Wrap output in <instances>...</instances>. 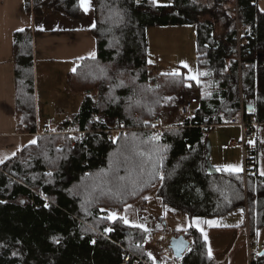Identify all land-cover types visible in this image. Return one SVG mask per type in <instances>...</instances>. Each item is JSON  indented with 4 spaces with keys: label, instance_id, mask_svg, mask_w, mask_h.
I'll use <instances>...</instances> for the list:
<instances>
[{
    "label": "trees",
    "instance_id": "obj_1",
    "mask_svg": "<svg viewBox=\"0 0 264 264\" xmlns=\"http://www.w3.org/2000/svg\"><path fill=\"white\" fill-rule=\"evenodd\" d=\"M228 13L240 10L249 32L246 55L253 69L238 78L236 30L223 33L207 0H93L92 33L97 56L82 59L67 77V89L82 95L72 138L64 121L0 164V264H160L143 245L150 234L124 218H112L130 205L146 204L156 194L166 208L189 220L248 210L250 234L264 243V177L258 149L252 146L250 174L212 172L207 134L244 105L246 116L264 123V11L259 0H227ZM236 3V6H235ZM28 13L48 12L86 20L81 0H25ZM212 14V13H211ZM194 25L199 78L160 72L149 62L150 28ZM32 28L13 35L17 131L38 130ZM242 89V91H241ZM197 99L195 116L178 119L180 106ZM248 105L254 110L248 111ZM105 113L108 121H93ZM163 118L160 136L144 121ZM168 117V118H166ZM125 122L128 133L116 141L105 130ZM192 241L179 264H213L202 231L176 229ZM129 258L126 263L125 259ZM141 261L140 263H138ZM252 264H264V252Z\"/></svg>",
    "mask_w": 264,
    "mask_h": 264
},
{
    "label": "crops",
    "instance_id": "obj_2",
    "mask_svg": "<svg viewBox=\"0 0 264 264\" xmlns=\"http://www.w3.org/2000/svg\"><path fill=\"white\" fill-rule=\"evenodd\" d=\"M210 4L212 6L211 19L216 21L214 14L219 5L222 8L223 16H228L227 13L231 4L227 0H213ZM87 5L86 20L75 21L54 12H48L37 18L26 11L25 0H0V164L17 156L25 146L33 143H30L32 136L35 137L34 134H20L17 131L15 66L13 62L14 33L27 28L39 31V34L34 38L38 130L45 127L41 123L42 119H44L45 124H61L67 118H73L79 113L82 104L79 94L72 93L67 89L68 75L75 71L82 59L97 56V41L92 33L95 22L93 0H87ZM258 6L260 10L264 11V0H259ZM221 24L223 25L221 32H224L227 21H221ZM177 28L182 30L187 27L170 26L148 29L149 56L152 51L149 46V39L150 35L156 32L154 30H167L166 32L171 33L176 32L174 30ZM188 28H191L187 29V33L190 34L188 37L192 48V44L196 40V29L193 26H188ZM40 87L48 93L44 106L52 104L51 95L55 90L66 92L65 95L68 94L71 98L65 101L60 100L63 107L58 108L57 113H54L55 115H50L51 108L45 112L42 111ZM59 116L62 118L57 120ZM227 123L219 126H230ZM230 127L237 128V126ZM236 137L231 139L228 137L232 142L231 148L233 149L225 148L228 147L227 144L223 146L222 154L224 157L219 164L220 171L243 172L240 171L242 168V147L238 145V138ZM253 140L255 141L251 143L252 146L258 149L259 172L264 177V124L257 129ZM207 145L209 162H211V154L217 155L218 151L209 142ZM151 199L158 198L155 194ZM201 220H203L202 228H196L203 233L213 264H248L245 210H235L223 217L207 220L201 218ZM176 229L187 228H173L172 230Z\"/></svg>",
    "mask_w": 264,
    "mask_h": 264
},
{
    "label": "rangeland",
    "instance_id": "obj_3",
    "mask_svg": "<svg viewBox=\"0 0 264 264\" xmlns=\"http://www.w3.org/2000/svg\"><path fill=\"white\" fill-rule=\"evenodd\" d=\"M173 1L174 0H156L155 2L159 5H169ZM207 1L209 2V7H211L210 2H213V0H207ZM216 10L217 11L215 12L214 16L216 18V22L218 21L217 29L219 34L223 33L221 32L223 26L221 24V21L226 20L227 23L234 22L233 24L235 25L236 14H239V20L240 21L242 20L243 22L240 10L238 11V13H235L234 17L230 13H227L228 16L224 17L220 5L217 7ZM206 13L207 14H204V17L209 18L211 12L207 11ZM188 26H193L195 28L194 25L177 26V27H187V28L182 30L181 29L179 30L177 28L176 30H174L176 32H171V33L166 32L167 30H161V29L154 30L156 32L151 34L149 39L150 42L149 46L150 49H152L151 54L149 56V62L154 64L155 67L160 72H165V73L176 74L181 72L182 69H185L187 78L189 80L197 81V79L199 78V70H198L197 58H196V40L192 44V48H191L188 37V35L190 34L187 33V29H191V28H188ZM156 62H158L157 65ZM185 65H187V67H185ZM193 76H195L196 78L192 79L191 77ZM47 94L48 93L43 89H41L40 87V105L41 108L43 109L42 111L45 112L46 110L51 108L50 109L51 111L49 113L50 115L57 113V109L63 107L60 104V100L65 101L71 98L70 95L68 94L65 95L66 92L55 90V92H53V94L51 95L52 104L50 106H46V105L44 106ZM79 96L81 97L82 100L83 99L82 95L79 94ZM60 118L62 117L60 116L57 117V120H59ZM177 118L179 119V115L177 116ZM67 119L65 120L66 122ZM41 123L43 126H45L42 129L37 130L41 133V135L46 134L47 131L49 132V134L56 133L55 129L59 126L58 123L45 124L44 119H42ZM65 132L67 133V129ZM234 136H237L236 138H238L237 139L238 143L242 141V133L240 127L233 129L232 127L226 125L216 126L207 134L206 137L207 144L209 142L213 146V148H215V150L218 151L217 155H214V153L211 154V162H209L210 171L220 172L219 164L224 157V155L222 154L224 149L223 146L227 144L228 148L233 149L231 148L232 142L230 139ZM35 137L32 136V138L30 139V143L36 142L38 136ZM228 137H230V139H228ZM254 141L255 140L250 141V144L254 143ZM240 171H243V151H242V168L240 169ZM154 217L160 218L161 220H157ZM112 218L113 219L124 218L128 224L141 226L153 234L164 231L166 227L170 228L169 231H172L173 228H189L190 226L202 228L201 223H203V220H201V218L189 220L187 217L177 214L174 210L164 207L160 199H150L146 204L138 203L135 205H130L122 211L114 212L112 214ZM173 231H175L176 233V230ZM155 251L156 249H154V252ZM152 255H154L156 259L155 253H152Z\"/></svg>",
    "mask_w": 264,
    "mask_h": 264
},
{
    "label": "built area",
    "instance_id": "obj_4",
    "mask_svg": "<svg viewBox=\"0 0 264 264\" xmlns=\"http://www.w3.org/2000/svg\"><path fill=\"white\" fill-rule=\"evenodd\" d=\"M238 13V9H237ZM235 30H236V39H235V51H236V60L238 63V74H239V84L242 85V73L245 69H253L255 67V62L250 60L246 55V51L249 45V32L245 25L242 23V20H239V14H236V22H235ZM242 91V89H241ZM198 103L197 99H190L185 101L179 108L178 115L182 121L191 120L195 116V105ZM93 121H97L100 124H105L108 121V115L105 113H101L99 115H95L93 117ZM67 133H70L72 138L81 137L86 138V132L74 130L73 121L68 118L67 119ZM264 123L259 122L255 117H247L244 105H241V110L238 115L233 116L227 125L237 126L241 128L242 133V141L238 143L242 147L243 151V173L246 177L250 174V164H251V154H252V141L255 138L257 129L263 125ZM219 125H214V127ZM144 128L149 130L155 136H160L164 130L163 118L156 117L154 120H145ZM128 128L125 122H121L117 127L107 128L105 130V134L107 139L111 142L116 141V139L121 134L127 135ZM38 132V133H37ZM34 135L39 136L41 133L37 131ZM40 133V134H39ZM46 134H49L47 131ZM228 148V147H225ZM245 217L247 223V262L248 264H252L257 256L264 252V243L259 247L257 245V241L250 234L249 229V213L248 210H245ZM184 235L185 234H181ZM174 237H178L175 231H169V229H165L162 232H158L155 234H149L143 245L145 248L150 249L156 255V259L160 264H179L181 259L177 258L172 250L170 249L171 240ZM186 237V236H185ZM188 239V238H187ZM189 240V239H188ZM192 242L191 240H189ZM190 249L184 253L186 255ZM125 262H129V258L125 259ZM139 261L138 263H140Z\"/></svg>",
    "mask_w": 264,
    "mask_h": 264
},
{
    "label": "water",
    "instance_id": "obj_5",
    "mask_svg": "<svg viewBox=\"0 0 264 264\" xmlns=\"http://www.w3.org/2000/svg\"><path fill=\"white\" fill-rule=\"evenodd\" d=\"M253 110L254 107L252 105H248V111L252 112ZM191 245L192 242H190L184 235H179L171 240L170 249L177 258L182 260L185 256L184 253L187 249L191 248Z\"/></svg>",
    "mask_w": 264,
    "mask_h": 264
},
{
    "label": "snow or ice",
    "instance_id": "obj_6",
    "mask_svg": "<svg viewBox=\"0 0 264 264\" xmlns=\"http://www.w3.org/2000/svg\"><path fill=\"white\" fill-rule=\"evenodd\" d=\"M82 3H83V7H84V11H88V5H87V0H82ZM185 67H187V65H185ZM192 79H195L196 77L193 76L191 77ZM210 254V253H209Z\"/></svg>",
    "mask_w": 264,
    "mask_h": 264
}]
</instances>
